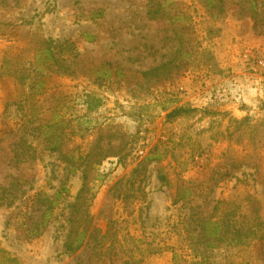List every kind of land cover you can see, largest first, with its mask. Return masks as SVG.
<instances>
[{
	"label": "rangeland",
	"instance_id": "1",
	"mask_svg": "<svg viewBox=\"0 0 264 264\" xmlns=\"http://www.w3.org/2000/svg\"><path fill=\"white\" fill-rule=\"evenodd\" d=\"M227 214L255 237L207 248L202 221ZM0 247L17 264H264L249 2L0 0Z\"/></svg>",
	"mask_w": 264,
	"mask_h": 264
},
{
	"label": "trees",
	"instance_id": "2",
	"mask_svg": "<svg viewBox=\"0 0 264 264\" xmlns=\"http://www.w3.org/2000/svg\"><path fill=\"white\" fill-rule=\"evenodd\" d=\"M246 1L249 2V10L251 12V19L253 20V22L255 24L261 23L264 25V9H258L257 0H246ZM260 4L263 5V2L261 1ZM158 11L159 9L155 8V10L152 11V14ZM261 12L263 13L260 15ZM46 51L47 53L49 52V50H46ZM48 57L51 58L50 55H48ZM85 102H86V108L88 110H94L100 105L101 101L99 97H96L93 94L89 93L86 95ZM184 111H185V108L182 106L174 107L171 110L166 112V118H171ZM244 120H247V119L244 118ZM54 123H51V125H54ZM46 142L49 144L50 149L54 150L58 148L57 136L55 139H52L51 136L48 137L46 139ZM74 169L75 168L73 167V164L70 163V167L67 170V174L65 178H67L70 173H74L75 171ZM84 180H85V176H84ZM84 189H85V182L83 181L76 195V200L79 197H81ZM66 192H67V187L65 185H62L61 189L58 192H56L54 199L59 197L61 193H66ZM45 213L46 212L42 214L41 224L45 223V219H44V216H46ZM223 214L225 215V213ZM227 215H230L231 219H228L225 221L223 217L218 218L216 220L215 219L211 220L210 218H207L202 221V225L200 229L203 230V233L205 235L204 237L206 238V241H207L205 246L207 248L212 249L213 247H217L218 242H220L221 245L222 244H226V245L246 244L251 241L252 236L255 237L254 235L255 230L250 227L251 225H249L248 223H246V225H238L237 220L235 218V214H227ZM83 234L84 232H82L80 236H76L73 239H70V240L67 239L64 242V248L68 251L78 248L82 243ZM210 237H213L215 241L214 242L211 241L209 239ZM0 264H17V259L14 256L10 255V253L4 250L2 247H0Z\"/></svg>",
	"mask_w": 264,
	"mask_h": 264
},
{
	"label": "crops",
	"instance_id": "3",
	"mask_svg": "<svg viewBox=\"0 0 264 264\" xmlns=\"http://www.w3.org/2000/svg\"><path fill=\"white\" fill-rule=\"evenodd\" d=\"M228 108H230L231 111H232V113H233L234 115H236V116H239V115H241V114L246 113V112H245L246 110L238 109V108L234 109V106H233V105L229 106Z\"/></svg>",
	"mask_w": 264,
	"mask_h": 264
},
{
	"label": "built area",
	"instance_id": "4",
	"mask_svg": "<svg viewBox=\"0 0 264 264\" xmlns=\"http://www.w3.org/2000/svg\"><path fill=\"white\" fill-rule=\"evenodd\" d=\"M259 64H260V65H262V64H263V62H262V61H260V62H259Z\"/></svg>",
	"mask_w": 264,
	"mask_h": 264
}]
</instances>
